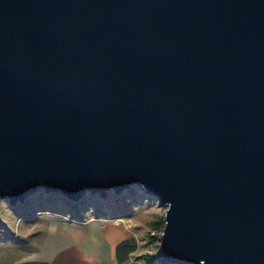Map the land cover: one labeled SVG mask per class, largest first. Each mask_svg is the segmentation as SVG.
Segmentation results:
<instances>
[{
  "label": "water",
  "instance_id": "water-1",
  "mask_svg": "<svg viewBox=\"0 0 264 264\" xmlns=\"http://www.w3.org/2000/svg\"><path fill=\"white\" fill-rule=\"evenodd\" d=\"M42 185H140L161 261L264 264V0H0V196Z\"/></svg>",
  "mask_w": 264,
  "mask_h": 264
},
{
  "label": "rangeland",
  "instance_id": "rangeland-1",
  "mask_svg": "<svg viewBox=\"0 0 264 264\" xmlns=\"http://www.w3.org/2000/svg\"><path fill=\"white\" fill-rule=\"evenodd\" d=\"M166 206L140 185L107 197L85 194L80 200L45 187L15 205L0 196V264H63L69 255H100L109 264L111 244L133 239L137 249L129 260L148 264L147 255L161 249ZM80 235H83L80 237ZM71 264V263H68Z\"/></svg>",
  "mask_w": 264,
  "mask_h": 264
},
{
  "label": "trees",
  "instance_id": "trees-1",
  "mask_svg": "<svg viewBox=\"0 0 264 264\" xmlns=\"http://www.w3.org/2000/svg\"><path fill=\"white\" fill-rule=\"evenodd\" d=\"M164 218H160L157 222H155V225L157 227H163L164 228ZM137 249L136 242L133 239H125L121 241L116 248V257L119 263H123L127 261L131 254H133ZM148 264H157V262H161L160 264H170L166 261H161L160 256L150 254L147 255Z\"/></svg>",
  "mask_w": 264,
  "mask_h": 264
},
{
  "label": "crops",
  "instance_id": "crops-1",
  "mask_svg": "<svg viewBox=\"0 0 264 264\" xmlns=\"http://www.w3.org/2000/svg\"><path fill=\"white\" fill-rule=\"evenodd\" d=\"M83 235H80L82 237ZM120 243V240L117 242L111 244V252L109 253V264H121L118 262L117 257H116V248L117 245ZM100 255H87V254H82V255H77V256H72L69 255L67 259L63 262V264H103L102 261L99 259ZM130 264H144L141 261H134V260H129ZM107 264V262H106Z\"/></svg>",
  "mask_w": 264,
  "mask_h": 264
},
{
  "label": "built area",
  "instance_id": "built-area-1",
  "mask_svg": "<svg viewBox=\"0 0 264 264\" xmlns=\"http://www.w3.org/2000/svg\"><path fill=\"white\" fill-rule=\"evenodd\" d=\"M159 255V254H158ZM161 259V258H160ZM159 262H157V264H158Z\"/></svg>",
  "mask_w": 264,
  "mask_h": 264
}]
</instances>
